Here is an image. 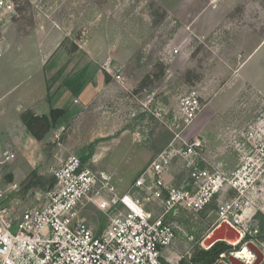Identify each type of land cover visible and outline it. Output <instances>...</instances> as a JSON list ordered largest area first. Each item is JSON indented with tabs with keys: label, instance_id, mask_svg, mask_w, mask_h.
<instances>
[{
	"label": "rangeland",
	"instance_id": "1",
	"mask_svg": "<svg viewBox=\"0 0 264 264\" xmlns=\"http://www.w3.org/2000/svg\"><path fill=\"white\" fill-rule=\"evenodd\" d=\"M13 2L10 21L20 33L56 21L71 32L72 39L63 40L65 51H75L74 40L85 39L98 56L87 71L98 85L91 101L74 100L75 109L41 140H22L18 146L0 141V155L5 150L15 154L0 164L3 188L17 184L3 201L14 215L48 202L53 170L71 155L97 177L93 199L109 201L125 193L143 199L144 191L133 188L141 170L171 143L179 148L181 137L188 142L201 137L198 166L227 175L241 170L246 184L241 194L224 189L199 212L179 210L171 218L173 245L164 254L190 251L195 256L203 250L200 243L207 239L204 245H210L216 232L238 239L228 224H219L216 212L222 202L231 203L242 223L257 227L258 240H264V0ZM191 92L200 110L184 126L180 100ZM164 179L190 187L187 161L174 157ZM146 206L155 215L160 211L155 202ZM118 212L88 199L78 208L79 218L95 233L106 229ZM247 239L236 249L258 252L244 244ZM231 262L244 264L234 257Z\"/></svg>",
	"mask_w": 264,
	"mask_h": 264
},
{
	"label": "built area",
	"instance_id": "2",
	"mask_svg": "<svg viewBox=\"0 0 264 264\" xmlns=\"http://www.w3.org/2000/svg\"><path fill=\"white\" fill-rule=\"evenodd\" d=\"M0 9L5 13L14 11L13 4L7 0H0ZM199 110L200 104L194 92L181 98L184 126L192 123ZM181 139L179 148L171 143L135 178L133 188L144 191L143 199L129 193L116 195L109 201L93 199L90 193L97 177L79 157L71 155L53 170L55 185L48 194V202L25 209L16 216L3 201L7 191L13 190L17 184H8L9 189L6 190L0 178V264H181V260L192 264L190 251L181 256L174 252L170 256L164 254L175 239L171 218L181 209L191 212L203 210L224 189L241 194L246 182L241 170L227 175L198 166L203 140L201 137L189 142ZM14 157L13 152L5 150L0 155V164ZM174 157L187 161L192 182L190 187L165 182L164 176ZM85 199L104 209L119 210L100 233L93 232L78 216V208ZM149 201L160 207L157 215L146 206ZM216 213L219 224L227 223L238 231V242L248 238L245 245L252 242L258 247L261 258L257 260L256 253L250 251V257L243 259L244 262L264 264V240L257 238L259 229L243 224L236 208L229 202H222ZM200 245L208 249L212 244L206 246L202 241ZM235 254L236 251L223 252L212 264H232L230 257Z\"/></svg>",
	"mask_w": 264,
	"mask_h": 264
},
{
	"label": "crops",
	"instance_id": "3",
	"mask_svg": "<svg viewBox=\"0 0 264 264\" xmlns=\"http://www.w3.org/2000/svg\"><path fill=\"white\" fill-rule=\"evenodd\" d=\"M5 12L0 9V19H4L1 28L6 34L0 58V122L6 127L0 126L4 134L0 141L18 146L22 140L37 141L22 122V112L47 115L51 108L62 105L66 116L75 104L95 97L97 79L87 71L93 70L98 56L85 39L74 40L75 51H65L61 43L71 32L56 21H45L20 33L11 25L14 11Z\"/></svg>",
	"mask_w": 264,
	"mask_h": 264
},
{
	"label": "trees",
	"instance_id": "4",
	"mask_svg": "<svg viewBox=\"0 0 264 264\" xmlns=\"http://www.w3.org/2000/svg\"><path fill=\"white\" fill-rule=\"evenodd\" d=\"M63 46V42L61 43ZM69 53V52H68ZM67 113L65 108H51L47 115H35L30 110L22 112L20 118L31 136L36 140H41L47 134L51 127H54L56 122L63 118ZM241 243V242H239ZM239 243L231 246L224 240H217L212 243L208 249L199 250L195 256H192V264H212L219 256L225 252L228 253L232 249L237 250ZM238 251V250H237ZM181 264H189L181 260Z\"/></svg>",
	"mask_w": 264,
	"mask_h": 264
},
{
	"label": "bare ground",
	"instance_id": "5",
	"mask_svg": "<svg viewBox=\"0 0 264 264\" xmlns=\"http://www.w3.org/2000/svg\"><path fill=\"white\" fill-rule=\"evenodd\" d=\"M227 224V223H226ZM230 226V225H229ZM218 227V226H217ZM231 227V226H230ZM232 228V227H231ZM233 229V228H232ZM235 230V229H234ZM228 231V230H227ZM236 231V230H235ZM237 233H238V231H236ZM214 234L215 233H213L212 235H211V237L210 238H215V240H219V239H223V240H228L229 242H231V241H234V242H231L232 244H235L236 242H238V240H239V238H240V234H239V238L237 239L236 238V235L235 234H233L232 236L231 235H229V233L226 235V234H223L222 232H220V233H217L216 232V235L214 236ZM218 235H220V236H218ZM222 235H226V237H223ZM213 236V237H212ZM209 238V239H210ZM236 238V239H235ZM231 239V240H230ZM204 242H207V239L206 240H204L203 241V243ZM251 245H253V246H255L256 248H257V250H258V252H256L255 250H254V252L256 253V255H257V257H258V259L257 260H259L260 258H261V253H260V251H259V249H258V247L255 245V244H253L252 242H249V244H248V247H251ZM231 257H234V258H237V259H240L241 261H243L244 262V260L243 259H247V258H249L250 257V251L246 248V247H243V248H241L240 250H238V252L236 251V254L234 255V256H231ZM231 257H230V259H231ZM244 264H246L245 262H244Z\"/></svg>",
	"mask_w": 264,
	"mask_h": 264
},
{
	"label": "water",
	"instance_id": "6",
	"mask_svg": "<svg viewBox=\"0 0 264 264\" xmlns=\"http://www.w3.org/2000/svg\"><path fill=\"white\" fill-rule=\"evenodd\" d=\"M219 240H223V239H219ZM215 241H217V240L212 241L210 244H212V243L215 242Z\"/></svg>",
	"mask_w": 264,
	"mask_h": 264
}]
</instances>
